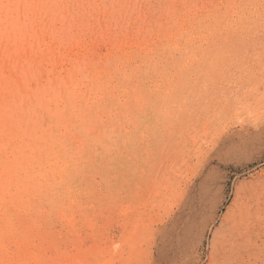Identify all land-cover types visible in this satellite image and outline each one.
<instances>
[{
  "label": "rangeland",
  "instance_id": "obj_1",
  "mask_svg": "<svg viewBox=\"0 0 264 264\" xmlns=\"http://www.w3.org/2000/svg\"><path fill=\"white\" fill-rule=\"evenodd\" d=\"M32 1L36 3V6L28 10L27 14L29 19L31 20V28L26 31L24 30L22 34L20 33L22 29H20V31L19 29H17L16 35H18V37L16 39V43L12 41L7 42L5 38H1L0 40V71H2L3 73L2 76H6L9 81L12 80L15 83L16 90L14 89V98L16 104L22 109L35 104L33 100L31 101V99H34V92H32L34 91V89L32 91H30L29 89L38 87V90H36L35 88V91L42 92H37V96L40 97H38V99L42 103L40 102V105H34V116H39V118L41 119L45 115L41 119L42 121L45 120V122H43L44 126L50 123V121H48L49 123H46V121L49 120V116L47 115L48 111L44 108H39V106L43 107L41 105L43 104L45 95H50V97H52V102H54L53 106L56 105L55 108L53 107V110L56 112L55 116L59 113L57 116H59L60 123L61 119H65L68 124L67 127H69L67 129L64 128V130L66 131H64V134H66V136L68 135L70 140L72 139L73 142L71 141V143L82 145L84 144L83 146L85 148L87 159L83 163V166L79 168V175L76 180H67L66 184L64 182L61 183L62 186L59 185L53 191L50 186H53L54 182H50L51 184H48V186L46 185V182H38V185H40L39 183H41V185L37 187V181L28 182V184L35 183V187L33 185H30V188H28L27 190H23L21 187L16 190L18 196V203L16 204L17 209L12 206L11 211L14 209L12 212L14 214H18L17 216L15 215L17 218L16 231H18L21 237L25 236L26 238L21 239L17 232H13L11 234V241L8 246L10 247L9 252L13 256L12 260L14 261L11 264H28V262L29 264H39L41 261V264H49L48 262H50V264L52 262V264L56 262H60L58 264H150L153 251V243L158 237L157 235L159 234V229L169 221L171 214L178 207L176 205L178 203V198L175 200H170L168 198L169 193L171 194V189L169 187H176V190H178L179 192V199H184L187 194L191 193L193 189H196L200 180L204 178L207 173H210V175L212 174V195L210 200L204 206V215L202 214L203 220L205 221L211 216V214H213V210L215 207L214 205L217 204L218 199H220L223 193V190L225 191V194H229V196L225 203H223V205L219 208V214H222L225 211L227 205H229L228 203L231 202L233 195H230V193L234 192L236 186H238L243 181L250 180L254 178V176L263 173L264 144L260 149H256L243 157L238 156L234 158H226L222 155L223 158H221L218 155V150L221 149V147L224 144L228 143L230 140L235 139L238 135L253 132L259 128L262 121H264V117H262L264 116V103L262 104L263 107L261 106L262 108L260 107L259 110L263 113L261 114L260 112H258L261 114V116L260 114H258V116L255 115L248 117H238L233 116L230 113L227 119L221 123L222 125L219 124L218 127H216V129L213 131V133H210L208 135L206 140H204L203 142L201 141L200 143L196 141L191 149L190 154L188 155L187 160L185 161L184 169L174 171L172 164L174 165L173 161L175 160L174 158L176 156V153L180 152V147L182 146L184 141L188 140L192 142V139L194 140V138L191 137L195 132L197 122L201 118V115L198 116V113L201 108H204L208 104V97L210 95V92L212 91L211 77L214 66L218 63L224 65V70H226L227 76L229 77L230 71L234 70L236 67H239V70L242 72V74H244L245 71L242 70L244 65L248 66L247 69L249 67L255 68V66L258 65L256 63L260 61L259 59H264V0H255L254 2H250L248 0H218L220 4L218 2H215L217 0H157V2L156 0H68L69 2L67 0H54L52 1V3L50 0ZM259 1L261 2L259 3ZM213 2H215V4ZM111 3L113 5H111ZM156 6L160 7L156 8ZM143 7H145V9ZM91 12L93 13L90 14ZM209 14L212 16H210ZM204 15L206 17H204ZM218 16L220 19H217ZM198 17L200 19H198ZM201 18L203 19L201 20ZM22 19L24 20V14L23 9L21 8L19 10L18 22L20 23ZM125 21L126 23H124ZM72 26L75 29L71 28ZM192 28L195 29L193 30ZM118 29L121 32H119ZM181 29L182 31H180ZM196 29H198V32L196 31ZM204 31L206 34H209L206 35L205 33H203ZM79 33L82 34L83 37ZM192 33L194 35H192ZM57 36H59V38ZM155 36H158V38H156ZM20 37H22V39ZM30 37H33V40H31ZM104 38L105 40H103ZM26 39H28V41ZM145 39H150L148 41L146 40V43L148 42V45L145 43ZM21 41H23L25 44ZM150 41H152L153 46H151L152 44H150ZM27 45L28 47H26ZM101 47L102 49H100ZM34 51L36 54L34 53ZM120 53L121 55L119 56ZM39 54H42L40 55V59ZM30 58H32V60ZM64 58L69 62H67ZM106 59L108 60V62ZM112 60L113 62H111ZM42 62L43 65L41 66L40 64H42ZM45 62H47L48 64ZM50 64L51 66H49ZM105 64L106 66H104ZM125 64L126 66H124ZM61 65H63L64 67ZM56 67L58 70L56 69ZM75 67L78 68L76 69ZM99 68L102 70H100ZM78 69L80 70L78 71ZM42 70L44 71V73L41 72ZM52 73L54 74L52 75ZM68 73L70 74V76ZM102 73L104 76L102 75ZM86 75H88L89 77H87ZM48 76L50 78H48ZM78 76L80 78H78ZM70 79L74 81H71ZM54 80L56 83L54 82ZM77 80L80 82H78ZM51 81L53 82V84L51 83ZM32 82L34 84L36 82L37 85H34ZM46 84L48 87H46ZM75 84H77L78 86H75ZM40 85L42 88L40 87ZM86 88L90 90V92ZM128 89L129 92H127ZM43 90L45 91V94ZM55 90L56 93L52 92ZM119 90L121 91V93H119ZM92 92L94 93L92 94ZM53 93H55L56 95ZM51 94L53 96L55 95L56 99L55 96L53 97ZM79 95L80 97H78ZM123 96H126L125 99H123ZM62 97H65V99L63 100ZM75 97H77V101ZM86 97L88 99H86ZM114 98L115 100H112ZM57 99H59V102H57ZM102 99L104 101H108V105H106L107 102H104ZM98 100L100 101V103H98ZM80 101L83 102L81 103ZM66 102L67 105L65 104ZM112 102L113 105H115L116 103V107L112 105ZM76 103H78L79 105H77ZM63 104L65 106H63ZM71 104L76 106L77 108L79 107L76 110L79 117H77L76 112L74 113L72 111V109L70 108L71 106L67 108V106ZM98 106H100V109L98 108ZM103 106L105 109L103 108ZM110 106L111 108H109ZM63 107L66 108V112L64 111ZM82 107H84V109ZM81 108L84 111H81ZM91 108H93L94 110ZM95 108L97 110H95ZM102 108L104 111L102 110ZM101 110L103 112V115L101 114ZM117 115L119 118L116 117ZM85 116L88 121L90 119V124L88 123V121L86 122ZM96 116H99L100 118H96ZM103 116L105 118H103ZM80 117L83 121L81 123ZM253 118L255 120H253ZM67 119L69 120V122ZM96 119L102 120H100V122ZM93 120L95 122H93ZM70 123H72L73 125ZM80 125L82 126L81 128ZM103 125L106 126L104 127ZM73 126L74 129L72 130ZM85 126L88 127L86 128ZM69 129H71V131ZM84 130H86L85 133ZM73 131L76 135H73L75 137L72 136ZM79 137L80 142L78 141ZM91 148H93L92 150L93 153L95 152L94 154L92 153ZM112 148L114 149V151ZM109 167L111 170L109 169ZM169 168H172L173 170H170ZM81 173L82 175L85 174L86 176L84 175V177H82ZM168 173L175 176L171 175V177ZM93 176L94 178H91ZM96 176L98 177L96 178ZM166 178H174L173 181L170 180V182H173L170 184V186L169 179L166 180ZM82 187L84 190H82ZM37 188H39L38 191ZM62 188L68 189V191L64 189L66 191L65 192ZM36 191L39 194H37ZM44 192L46 194L42 196H45V201L48 199L46 202L41 199L43 198L41 196V193L44 194ZM178 195L176 197H178ZM32 198L35 200H33ZM50 198L53 203L48 202ZM37 199H40L39 201L41 202H38ZM66 202H71V204H68ZM64 204H66L67 207H65ZM73 204L76 206H74ZM22 206L25 207L23 208ZM36 207L40 210H38ZM53 208L56 211V214L53 213L55 212L54 210L52 211ZM15 209L18 210L17 212H19L21 215H19V213L17 212H14L16 211ZM27 210L29 211L28 214H33L34 217L32 215L29 216L26 213ZM86 210L87 212H85ZM69 211H71L74 216H71V213ZM49 212L51 213L49 214ZM61 212L63 215L61 214ZM38 214L39 216H41V218L39 217L37 219ZM66 214H69L70 216L67 217ZM59 217H61V219ZM19 218L20 220L18 221ZM65 219H67V222L65 221ZM4 220L5 219L3 215L0 213V228L7 227V223H5ZM25 220H29V222H25ZM43 220L44 222L42 223ZM48 221L50 223H48ZM64 221L66 222L67 226L71 223L68 226L70 230H68ZM62 222L64 223L62 224ZM72 222L75 223L72 224ZM27 223L34 226V229ZM218 224L219 221L216 222L211 231H213L215 227H218ZM38 229H40V231ZM29 230H31V232L33 233H31ZM84 230H86V233L84 232ZM211 231L209 230L207 232L208 239L206 240L207 242L205 241V245L209 244V241L212 237ZM34 232L36 236H33L35 235ZM195 232L196 236L197 231ZM64 233L66 234V236ZM38 236L39 238H37ZM40 238H45V240L41 241ZM31 239L35 242H32ZM37 241H39V244ZM58 241L59 246H56V244L54 243H57L58 245ZM48 242L53 243L54 246H52L53 244L51 245L49 243L51 245L50 247L49 245H47ZM60 244L62 246H60ZM32 245L33 247L31 248ZM36 246L38 247L37 250L34 249L36 248ZM48 246L49 248H46ZM64 246L66 249L64 248ZM18 247L20 248L18 249ZM54 247L56 250L54 249ZM5 250L6 247L2 248V246L0 245V264L4 263L2 254H5ZM59 250L61 251L58 252ZM19 251L21 253L29 251V254L27 252L26 255L25 253L21 254ZM35 251L40 253H36ZM42 251L45 253V255ZM55 251L58 252L57 255H55ZM16 253H20L21 255L19 254L17 256ZM53 253L55 256L53 255ZM62 253H66L67 256L65 254L63 255ZM31 255L33 257H30ZM44 256H46V260ZM48 256L50 257L49 259ZM16 257L19 258V260ZM52 257L53 260L51 259ZM54 258L57 259V261ZM197 258V254L188 255L185 259V264H205V262H203L204 258H202V260H199ZM35 259H38V261L34 262ZM4 264H7V262L5 261Z\"/></svg>",
  "mask_w": 264,
  "mask_h": 264
},
{
  "label": "bare ground",
  "instance_id": "obj_2",
  "mask_svg": "<svg viewBox=\"0 0 264 264\" xmlns=\"http://www.w3.org/2000/svg\"><path fill=\"white\" fill-rule=\"evenodd\" d=\"M51 3L54 0H50ZM56 1V0H55ZM68 1V0H67ZM100 1V0H99ZM106 1V0H105ZM123 1V0H122ZM154 1V0H153ZM193 1V0H192ZM215 1V0H214ZM250 2H254L255 0H248ZM247 1V2H248ZM258 1V0H257ZM256 1V2H257ZM262 1V0H261ZM259 1V3L261 2ZM60 2V1H59ZM69 2V1H68ZM67 2V3H68ZM95 2V1H94ZM116 2V1H115ZM114 2V5H115ZM131 2V1H130ZM140 2V1H139ZM152 2V1H151ZM157 2V0H156ZM166 2V1H165ZM176 2V1H175ZM184 2V1H183ZM197 2V1H196ZM210 2V1H209ZM215 2H218L215 1ZM215 2H213L215 4ZM50 3V4H51ZM56 3V2H55ZM66 3V2H65ZM86 3V2H85ZM100 3V2H98ZM120 3V2H119ZM134 3V2H133ZM185 3V2H184ZM219 3V2H218ZM217 3V4H218ZM36 3L32 0H0V40L1 38H5L7 42H15L16 43V39L18 37V35H16V30L22 29V31L20 32L21 34L23 33V31L28 30L29 28H31V20L29 19V17L27 16L28 14V10H30L32 7L36 6ZM80 4V3H79ZM97 4V3H96ZM131 4V3H130ZM143 4V3H142ZM148 4V2H147ZM154 4V3H153ZM171 4V3H170ZM189 4V3H187ZM209 4V3H208ZM220 4V3H219ZM70 5V4H69ZM102 5V4H101ZM105 5V4H104ZM111 5H113L111 3ZM118 5V4H117ZM127 5V4H126ZM213 5V4H211ZM256 5V4H255ZM254 5V6H255ZM79 6V5H78ZM96 6V5H95ZM138 6V5H137ZM142 6V5H141ZM144 6V5H143ZM151 6V5H150ZM192 6V5H191ZM210 6V5H209ZM261 6V5H260ZM67 7V6H66ZM73 7V6H72ZM82 7V6H81ZM101 7V6H100ZM99 7V8H100ZM106 7V6H105ZM127 7V6H126ZM140 7V6H139ZM160 7V6H158ZM156 6V8H158ZM167 7V6H166ZM186 7V6H185ZM208 7V6H207ZM251 7V6H250ZM258 7V5H257ZM23 9V14H24V20L19 23L18 19H19V10ZM58 8V7H57ZM102 8V7H101ZM108 8V7H107ZM117 8V7H116ZM145 9V7H143ZM147 8V7H146ZM149 8V6H148ZM152 8V7H151ZM181 8V7H180ZM228 8V7H227ZM54 9V8H53ZM71 9V8H70ZM110 9V8H109ZM115 9V8H112ZM118 9V8H117ZM116 9V10H117ZM124 9V8H123ZM206 9V7H205ZM210 9V8H208ZM216 9V7H215ZM66 10V9H65ZM77 10V9H76ZM81 10V9H80ZM91 10V9H90ZM107 10V9H106ZM120 10V9H119ZM125 10V9H124ZM163 10V9H162ZM166 10V9H165ZM170 10V9H169ZM194 10V9H193ZM87 11V10H86ZM95 11V10H94ZM121 11V10H120ZM152 11V10H151ZM150 11V12H151ZM154 11V10H153ZM182 11V9H181ZM188 11V10H187ZM186 11V12H187ZM192 11V10H190ZM218 11V10H217ZM224 11V10H223ZM56 12V11H55ZM135 12V11H133ZM170 12V11H169ZM189 12V11H188ZM226 12V11H225ZM62 13V12H61ZM71 13V12H70ZM73 13V12H72ZM76 13V12H75ZM87 13V12H86ZM93 12H91L90 14H92ZM97 13V11H96ZM115 13V12H114ZM113 13V14H114ZM123 13V12H122ZM127 13V11H126ZM131 13V10H130ZM147 13V12H146ZM162 13V12H160ZM217 13V12H215ZM222 13V12H221ZM220 13V14H221ZM51 14V13H50ZM60 14V13H58ZM103 14V13H101ZM119 14V13H118ZM124 14V13H123ZM155 14V13H154ZM153 14V15H154ZM190 14V13H189ZM208 14V13H206ZM205 14V15H206ZM219 14V15H220ZM109 15V14H108ZM134 15V14H133ZM152 15V14H151ZM176 15V13H175ZM192 15V14H191ZM202 15V14H201ZM204 15V17H206ZM210 15V14H209ZM222 15V14H221ZM80 16V15H79ZM85 16V15H84ZM90 16V15H89ZM112 16V15H111ZM128 16V15H127ZM137 16V15H136ZM203 16V15H202ZM212 16V15H210ZM103 17V16H102ZM106 17V15H105ZM108 17V16H107ZM158 17V16H157ZM156 17V18H157ZM222 17V16H220ZM33 18V17H32ZM54 18V17H53ZM80 18V17H79ZM134 18V17H133ZM141 18V17H140ZM149 18V17H148ZM215 18V17H214ZM219 18V16L217 17V19ZM228 18V17H227ZM231 18V17H230ZM96 19V17H95ZM94 19V20H95ZM127 19V18H126ZM142 19V18H141ZM147 19V18H146ZM159 19V18H158ZM178 19V18H177ZM198 19H200L198 17ZM203 18H201L202 20ZM211 19V18H210ZM213 19V18H212ZM220 19V18H219ZM30 20V21H29ZM44 20V19H43ZM57 20V19H55ZM74 20V19H73ZM80 20V19H79ZM110 20V19H109ZM132 20V19H131ZM151 20V19H150ZM179 20V19H178ZM188 20V19H186ZM200 20V21H201ZM228 20V19H227ZM226 20V21H227ZM133 21V20H132ZM136 21V18H135ZM143 21V20H142ZM193 21V20H192ZM208 21V20H207ZM211 21V20H210ZM221 21V20H220ZM219 21V22H220ZM52 22V21H51ZM92 22V21H91ZM95 22V21H94ZM104 22V21H103ZM190 22V21H189ZM205 22V21H204ZM212 22V21H211ZM48 23V22H47ZM46 23V24H47ZM56 23V21H55ZM77 23V22H76ZM106 23V22H105ZM126 23V21L124 22ZM130 23V20H129ZM147 23V22H146ZM165 23V22H164ZM198 23V21H197ZM196 23V24H197ZM215 23V20H214ZM70 24V23H69ZM73 24V23H72ZM132 24V22H131ZM139 24V22H138ZM142 24V23H141ZM61 25V24H60ZM125 25V24H124ZM137 25V24H136ZM147 25V24H146ZM149 25V24H148ZM156 25V24H155ZM173 25V24H172ZM193 25V24H191ZM200 25V24H199ZM38 26V24H37ZM47 26V25H46ZM64 26V25H63ZM85 26V25H84ZM140 26V25H138ZM185 26V25H184ZM201 26V25H200ZM120 27V26H119ZM145 27V26H143ZM188 27V26H187ZM204 27V26H203ZM202 27V28H203ZM50 28V26H49ZM55 28V27H54ZM71 28H74L73 26ZM70 28V29H71ZM80 28V27H79ZM134 28V27H133ZM148 28V27H147ZM190 28V27H189ZM196 28V27H195ZM194 28V29H195ZM60 29V28H59ZM64 29V28H63ZM75 29V28H74ZM90 29H91V25H90ZM94 29V28H93ZM117 29V28H116ZM120 29V28H119ZM118 29V31H119ZM124 29V28H123ZM168 29V28H167ZM180 29V28H179ZM183 29V28H182ZM182 29L180 31H182ZM193 29V28H192ZM193 29V30H194ZM84 30V29H83ZM82 30V31H83ZM112 30V28H111ZM121 30V29H120ZM141 30V29H140ZM144 30V29H143ZM148 30V29H147ZM165 30V29H164ZM185 30V29H184ZM188 30V29H187ZM198 29H196L197 31ZM263 30V29H262ZM63 31V30H62ZM87 31V30H86ZM84 31V32H86ZM95 31V30H94ZM110 31V30H109ZM132 31V30H131ZM18 32V31H17ZM90 32V30H89ZM117 32V31H116ZM121 32V31H119ZM135 32V30H134ZM140 32V31H139ZM187 32V31H185ZM198 32V31H197ZM99 33V32H98ZM125 33V32H124ZM138 33V31H137ZM145 33V32H144ZM183 33V32H182ZM191 33V32H190ZM205 33V31L203 32ZM20 34V35H21ZM45 34V33H44ZM43 34V35H44ZM80 34V33H79ZM130 34V33H129ZM142 34V32H141ZM147 34V33H146ZM154 34V33H153ZM202 34V33H201ZM206 34V33H205ZM209 34V33H207ZM206 34V35H207ZM53 35V34H52ZM82 35V34H80ZM86 35V34H85ZM161 35V34H160ZM163 35V34H162ZM178 35V34H177ZM192 35H194L192 33ZM50 36V35H49ZM91 36V35H90ZM89 36V37H90ZM99 36V35H98ZM114 36V35H113ZM117 36V35H116ZM125 36V35H124ZM129 36V35H128ZM199 36V35H198ZM25 37V36H24ZM29 37V35H28ZM55 37V36H54ZM59 38V36H57ZM62 37V36H61ZM83 37V35H82ZM152 37V36H151ZM156 37V36H155ZM153 37V38H155ZM161 37V36H160ZM190 37V35H189ZM193 37V36H192ZM196 37V36H195ZM201 37V36H200ZM22 39V37H20ZM31 38V37H30ZM33 38V37H32ZM31 38V40H33ZM47 38V36H46ZM70 38V37H69ZM158 38V36L156 37ZM19 39V38H18ZM54 39V38H53ZM75 39V38H74ZM88 39V38H87ZM25 40V39H24ZM28 41V39H26ZM38 40V39H37ZM36 40V42H37ZM45 40V38H44ZM69 40V39H68ZM105 40V38L103 39ZM145 39V43H146ZM150 40V39H148ZM147 40V41H148ZM164 40V39H162ZM180 40V39H179ZM43 41V40H42ZM47 41V39H46ZM49 41V40H48ZM52 41V40H51ZM50 41V42H51ZM54 41V40H53ZM65 41V40H64ZM88 41V40H87ZM141 41V40H140ZM155 41V40H154ZM22 43H24L23 41H21ZM44 42V41H43ZM55 42V41H54ZM128 42V41H127ZM152 44V41H150ZM159 42V41H158ZM32 43V42H31ZM30 43V45H31ZM39 43V42H38ZM46 43V42H45ZM64 43V42H63ZM100 43V42H99ZM107 43V42H106ZM148 43V42H147ZM146 43V44H147ZM163 43V42H161ZM171 43V42H170ZM25 44V43H24ZM48 44V43H46ZM45 44V45H46ZM51 44V43H50ZM53 44V42H52ZM51 44V45H52ZM66 44V43H65ZM75 44V43H74ZM128 44V43H127ZM49 45V44H48ZM69 45V44H67ZM86 45V44H85ZM102 45V44H101ZM100 45V46H101ZM132 45V44H131ZM142 45V44H141ZM148 45V44H147ZM160 45V43H159ZM171 45V44H170ZM4 46V45H3ZM1 46V47H3ZM25 46V45H24ZM38 46V44H37ZM41 46V45H39ZM62 46V44H61ZM81 46V44H80ZM107 46V45H106ZM126 46V44H125ZM137 46V44H136ZM153 46V44L151 45ZM150 46V47H151ZM158 46V45H157ZM28 47V45L26 46ZM46 47V46H45ZM64 47V46H63ZM77 47V46H76ZM30 48V46H29ZM55 48V46H54ZM74 48V46H73ZM85 48V47H84ZM96 48V47H95ZM113 48V47H112ZM122 48V47H121ZM127 48V47H126ZM143 48V46H142ZM149 48V46H148ZM152 48V47H151ZM171 48V47H170ZM1 49V48H0ZM3 49V48H2ZM15 49V48H14ZM35 49V47H34ZM58 49V48H57ZM62 49V48H61ZM68 49V48H67ZM102 49V47L100 48ZM128 49V48H127ZM162 49V47H161ZM10 50V49H9ZM38 50V49H37ZM65 50V49H64ZM82 50V49H81ZM98 50V49H96ZM106 50V49H105ZM149 50V49H148ZM11 51V50H10ZM36 51V50H35ZM34 51V53H35ZM41 51V49H40ZM48 51V50H47ZM54 51V50H53ZM58 51V50H56ZM80 51V50H79ZM102 51V50H101ZM124 51V50H123ZM160 51V50H159ZM64 52V51H63ZM62 52V53H63ZM71 52V51H70ZM78 52V51H76ZM84 52V51H83ZM115 52V51H114ZM113 52V53H114ZM119 52V51H118ZM140 52V50H139ZM163 52V51H162ZM31 53V51H30ZM106 53V52H105ZM116 53V52H115ZM126 53V52H125ZM136 53V52H135ZM145 53V52H144ZM143 53V54H144ZM3 54V53H2ZM36 54V53H35ZM43 54V53H42ZM39 54V59H40V55ZM48 54V53H46ZM72 54V53H71ZM118 54V53H117ZM6 55V53H5ZM30 55V54H29ZM67 55V54H66ZM69 55V54H68ZM76 55V54H75ZM85 55V54H84ZM121 55V53L119 54V56ZM123 55V54H122ZM14 56V55H13ZM27 56V55H26ZM32 56V55H31ZM64 56V55H63ZM73 56V55H72ZM109 56V55H107ZM130 56V55H129ZM141 56V54H140ZM12 57V56H10ZM45 57V56H44ZM49 57V56H48ZM60 57V56H59ZM137 57V55H136ZM70 58V57H69ZM85 58V57H84ZM112 58V57H111ZM129 58V57H128ZM127 58V59H128ZM8 59V57H7ZM32 60V58H30ZM65 59V58H64ZM73 59V58H72ZM101 59V58H100ZM99 59V61H100ZM146 59V57H145ZM37 60V59H36ZM50 60V58H49ZM67 61V59H65ZM107 60V59H106ZM125 60V59H124ZM142 60V59H141ZM260 61H258L256 64H258L257 66H255V68H251L249 67L247 69V65H244L242 70L245 71L244 74H242V72L239 70V67H236L234 70L230 71L229 77L227 76L226 70H224V65H221V63L217 64L214 66L213 71H212V77H211V83H212V91L210 92V95L208 97V104L204 107L201 108L198 116L201 115L200 120L197 122L196 125V129L195 132L193 134V136L191 138H194V140L192 139V142L186 140L184 141V143L182 144V146L180 147V152L176 153L175 156V160L173 169L174 171L179 170V169H184L185 167V161L188 158V155L191 152V149L194 145V143H196V141H198L199 143L204 140H206V138L208 137V135L210 133H213V131L216 129V127H218L219 124H221L224 120L227 119L228 115L231 113V115L233 116H258V114H262L264 112H260V107L262 106V104L264 103V59H259ZM58 61V60H57ZM75 61V60H74ZM72 61V62H74ZM82 61V60H81ZM48 62V61H47ZM45 62V63H47ZM61 62V61H60ZM69 62V61H67ZM108 62V60H107ZM113 62V60L111 61ZM142 62V61H141ZM18 63V62H17ZM24 63V62H23ZM33 63V62H32ZM51 63V62H50ZM98 63V62H97ZM100 63V62H99ZM36 64V62H35ZM48 64V63H47ZM46 64V66H47ZM79 64V63H78ZM113 64V63H112ZM132 64V63H131ZM41 66L43 65L40 64ZM119 65V64H118ZM25 66V65H24ZM51 66V64L49 65ZM56 66V65H55ZM63 66V65H61ZM60 66V67H61ZM68 66V64H67ZM106 66V64L104 65ZM111 66V65H110ZM116 66V64H115ZM126 66V64L124 65ZM129 66V65H128ZM141 66V65H140ZM32 67V66H31ZM64 67V66H63ZM80 67V66H79ZM113 67V66H112ZM27 68V67H26ZM37 68V67H36ZM49 68V67H48ZM76 68V67H75ZM78 68V67H77ZM76 68V69H77ZM81 68V67H80ZM137 68V67H136ZM251 68V69H250ZM32 69V68H31ZM39 69V68H38ZM57 69V67H56ZM74 69V67H73ZM83 69V68H82ZM81 69V70H82ZM100 69V68H99ZM247 69V70H245ZM19 70V69H18ZM58 70V69H57ZM80 69H78L79 71ZM97 70V69H96ZM102 70V69H100ZM99 70V71H100ZM110 70V69H109ZM114 70V69H113ZM21 71V70H20ZM29 71V70H27ZM26 71V72H27ZM37 71V70H36ZM62 71V70H60ZM86 71V70H85ZM136 71V70H135ZM23 72V71H22ZM34 72V71H33ZM32 72V73H33ZM41 72L44 73V71L42 70ZM47 72V71H46ZM49 72V70H48ZM47 72V73H48ZM59 72V71H58ZM57 72V73H58ZM77 72V71H76ZM137 72V71H136ZM25 73V72H24ZM39 73V72H38ZM64 73V72H63ZM99 73V72H98ZM104 73V72H103ZM102 73V75H103ZM113 73V72H112ZM115 73V72H114ZM127 73V72H126ZM129 73V72H128ZM140 73V72H139ZM54 73H52L53 75ZM69 74V73H68ZM78 74V73H77ZM76 74V76H77ZM87 74V73H86ZM89 74V73H88ZM133 74V73H132ZM131 74V75H132ZM144 74V73H143ZM146 74V73H145ZM3 73L2 71H0V213L3 215L4 217V222L7 223V227L4 228H0V245L3 247H6V252H4L5 254H2V257L4 258V263L5 261L7 262V264H11L12 262H14L13 256L10 254L9 252V243H10V237L12 236L11 234L13 232H17L16 231V216L18 214H14L11 211V207L13 206L14 208H16V204L18 203V196H17V191L20 187L23 190H27L28 188H30V185H33L35 187V183L31 184L28 182H35L37 181V187L41 185V183H39L40 185H38V182H46L45 184L48 186V184L50 185L52 182H54L53 186H50V188H52V191L57 188L59 185L62 186L61 183H65L67 180H76L78 178V171L79 168L83 166V163L86 161V153H85V148H84V144H73L71 143L72 139L70 140L69 136L66 134H64V128L67 129L69 127H67V122L65 119H61V123L59 120V116H55V111L53 110V107L55 108V106H53L52 102V97H50V95L46 96L43 100V104L39 108H44L48 111V116H49V120L46 121V123L48 121H50V123L48 125L44 126V121H42L41 119L45 116H43L41 119L39 118V116H34V105H40V100L38 99L39 96H37V92L42 93L40 91H35V88L29 89L30 91H32L34 89V99H31V101L33 100V102H35V104H33L32 106L26 107L25 109H22L21 107H19L16 104L15 98H14V89L16 90V85L15 83L10 80L5 76H2ZM20 75V73H19ZM43 75V74H42ZM46 75V73H45ZM48 75V74H47ZM50 75V74H49ZM51 75V76H52ZM58 75V74H57ZM66 75V74H65ZM80 75V74H79ZM84 75V74H83ZM93 75V74H92ZM111 75V74H110ZM129 75V74H128ZM32 76V75H31ZM68 76V75H67ZM70 76V74H69ZM82 76V75H81ZM87 77H89L88 75H86ZM104 76V75H103ZM116 76V75H115ZM145 76V75H144ZM44 77V76H43ZM55 77V76H54ZM61 77V76H60ZM86 77V78H87ZM113 77V76H112ZM142 77V75H141ZM27 78V77H26ZM45 78V77H44ZM48 78H50L48 76ZM78 78H80L78 76ZM85 78V77H84ZM83 78V79H84ZM25 79V78H24ZM29 79V78H28ZM31 79V78H30ZM52 79V78H51ZM61 79V78H60ZM59 79V80H60ZM114 79V78H113ZM131 79V78H130ZM142 79V78H141ZM148 79V78H147ZM47 80V79H46ZM57 80V79H56ZM71 80V79H70ZM80 80V79H78ZM77 80V81H78ZM27 81V80H26ZM63 81V80H62ZM61 81V82H62ZM69 81V80H68ZM74 81V80H71ZM119 81V79H118ZM145 81V80H144ZM23 82V81H22ZM37 82V81H36ZM35 82V84H36ZM47 82V81H46ZM50 82V81H49ZM55 82V80H54ZM80 82V81H78ZM77 82V83H78ZM86 82V81H85ZM104 82V81H103ZM142 82V81H141ZM146 82V81H145ZM26 83V82H25ZM24 83V85H25ZM28 83V82H27ZM31 83V82H30ZM33 83V82H32ZM44 83V82H43ZM42 83V85H43ZM48 83V82H47ZM51 83L53 84V82L51 81ZM56 83V82H55ZM64 83V82H63ZM73 83V82H72ZM71 83V86H72ZM114 83V82H113ZM124 83V81H123ZM34 84V83H33ZM32 84V85H33ZM34 84V85H35ZM49 84V83H48ZM51 84V85H52ZM58 84V83H57ZM62 84V83H61ZM37 85V84H36ZM77 84H75L76 86ZM86 85V83H85ZM88 85V84H87ZM91 85V83H90ZM110 85V84H109ZM113 85V84H112ZM58 86V85H57ZM69 86V85H68ZM74 86V87H75ZM78 86V85H77ZM121 86V84H120ZM141 86V85H140ZM41 87V85H40ZM46 87L47 84H46ZM51 87V86H50ZM53 87V86H52ZM66 87V86H65ZM72 87V88H74ZM89 87V86H88ZM91 87V86H90ZM96 87V86H95ZM108 87V86H107ZM125 87V86H124ZM144 87V86H143ZM42 88V87H41ZM57 88V87H55ZM69 88V87H68ZM77 88V87H76ZM99 88V87H98ZM45 89V88H44ZM67 89V88H66ZM70 89V88H69ZM68 89V90H69ZM87 89V88H86ZM94 89V88H93ZM108 89V88H107ZM22 90V89H21ZM20 90V91H21ZM36 90H38V87L36 88ZM49 90V89H48ZM58 90V89H57ZM77 90V89H76ZM85 90V87H84ZM88 90V89H87ZM127 90V89H126ZM42 91V89H41ZM44 91V90H43ZM62 91V90H61ZM70 91V90H69ZM90 92V90H88ZM92 91V90H91ZM112 91V90H111ZM120 91V90H119ZM124 91V90H123ZM25 92V91H24ZM51 92V91H50ZM56 93L55 91H52ZM51 92V93H52ZM88 92V93H89ZM101 92V91H100ZM129 92V89L128 91ZM49 93V92H48ZM53 93V94H55ZM94 92H92L93 94ZM121 93V91L119 92ZM125 93V92H123ZM21 94V93H20ZM24 94V93H23ZM45 94V91H44ZM64 94V93H63ZM71 94V93H70ZM86 94V93H85ZM39 95V94H38ZM42 95V94H41ZM52 95V94H51ZM56 95V94H55ZM54 95V96H55ZM97 95V94H95ZM103 95V94H102ZM17 96V95H16ZM53 96V95H52ZM53 96V97H54ZM57 96H58V92H57ZM61 96V95H59ZM72 96V95H71ZM88 96V95H87ZM92 96V95H91ZM104 96V95H103ZM107 96V95H105ZM43 97V96H41ZM67 97V96H66ZM80 97V95L78 96ZM96 97V96H95ZM110 97V96H109ZM116 97V96H115ZM121 97V96H120ZM124 97V96H123ZM126 97V96H125ZM125 97L123 99H125ZM129 97V95H128ZM40 98V97H39ZM63 98V97H62ZM72 98V97H71ZM91 98V97H90ZM102 98V96H101ZM105 98V97H104ZM108 98V97H107ZM113 98V97H112ZM30 99V98H29ZM56 99V96H55ZM60 99V98H59ZM57 99V102H59ZM65 99V97L63 98V100ZM74 99V98H73ZM76 101H77V97H75ZM84 99V98H83ZM82 99V100H83ZM86 99H88L86 97ZM98 99V98H97ZM96 99V100H97ZM110 99V98H109ZM19 100V99H18ZM21 100V99H20ZM94 100V101H96ZM100 100V99H99ZM98 100V103H100V101ZM103 100V99H102ZM112 100H115L112 99ZM117 100V99H116ZM121 100V99H120ZM127 100V99H126ZM55 101V100H54ZM61 101V100H60ZM79 101V100H78ZM90 101V100H89ZM88 101V104H89ZM104 101V100H103ZM124 101V100H123ZM64 102V101H63ZM72 102V101H71ZM74 102V101H73ZM81 103L83 101H80ZM102 102V101H101ZM107 102L106 105H108V101H104ZM110 102V101H109ZM128 102V101H127ZM30 103V102H29ZM42 103V102H41ZM56 103V102H55ZM75 103V102H74ZM97 103V102H94ZM93 103V104H94ZM119 103V102H117ZM131 103V102H130ZM67 105V102L65 103ZM77 105H79L78 103H76ZM84 104V103H83ZM105 104V103H104ZM86 105V104H84ZM92 105V103H91ZM111 105V104H110ZM113 105V102H112ZM111 105V106H112ZM116 105V103H115ZM113 105V106H115ZM129 105V104H127ZM126 105V106H127ZM133 105V103H132ZM24 106V105H23ZM63 106H65L63 104ZM71 106V107H70ZM82 106V105H81ZM80 106V107H81ZM87 106V105H86ZM90 106V105H89ZM96 106V105H95ZM94 106V107H95ZM101 106V105H100ZM98 106V108L100 107ZM111 106L109 108H111ZM264 106V105H263ZM262 106V107H263ZM70 107L72 109V111L75 113L77 117V108L74 105H69L67 106V108ZM116 107V106H115ZM125 107V106H124ZM123 107V108H124ZM129 107V106H128ZM127 107V108H128ZM261 107V108H262ZM36 108V106H35ZM84 109V107H82ZM81 108V111L83 110ZM86 108V107H85ZM104 108V106H103ZM102 108V110H103ZM120 108V107H119ZM122 108V107H121ZM131 108V107H130ZM57 109V108H56ZM64 111L66 108H64ZM93 109V108H91ZM100 109V108H99ZM105 109V108H104ZM115 109V108H114ZM37 110V109H36ZM58 110V109H57ZM94 110V109H93ZM95 110H97L95 108ZM101 110V112H102ZM116 110V109H115ZM44 111V110H43ZM46 111V112H47ZM60 111V109H59ZM79 111V110H78ZM80 111V112H81ZM84 111V110H83ZM87 111V110H86ZM104 111V110H103ZM119 111V110H118ZM51 112V113H50ZM66 112V111H65ZM71 112V111H70ZM72 112V114H73ZM92 112V111H91ZM110 112V111H109ZM115 112V111H114ZM112 112V113H114ZM260 112V113H258ZM37 113V111H36ZM41 113V110H40ZM88 113V112H87ZM90 113V112H89ZM93 113V112H92ZM106 113V112H105ZM104 113V114H105ZM111 113V112H110ZM117 113V112H116ZM124 113V112H123ZM122 113V114H123ZM126 113V110H125ZM128 113V111H127ZM67 114V113H66ZM69 114V113H68ZM81 114V113H80ZM103 115V112L101 113ZM260 114V116H261ZM46 115V116H47ZM61 115V114H60ZM63 115V112H62ZM61 115V116H62ZM70 115V114H69ZM68 115V116H69ZM82 115V114H81ZM85 115V114H84ZM87 115V114H86ZM94 115V114H93ZM99 115V114H98ZM109 115V114H108ZM34 116V117H33ZM111 116V114H110ZM109 116V117H110ZM259 116V118H260ZM99 117V116H98ZM96 116V118H98ZM118 117V115L116 116ZM264 117V116H262ZM47 118V117H46ZM64 118V117H63ZM71 118V117H70ZM73 118V117H72ZM88 118V117H87ZM95 118V117H93ZM100 118V117H99ZM103 118H105L103 116ZM119 118V117H118ZM81 119V117H80ZM68 120V119H67ZM71 120V119H70ZM79 120V119H78ZM84 120V119H83ZM85 120L86 122L88 121L86 119L85 116ZM92 120V118H91ZM97 120V119H96ZM102 120V119H100ZM97 120V121H100ZM108 120V119H106ZM119 120V119H117ZM252 120V119H251ZM253 120H255L253 118ZM72 121V120H71ZM80 121V120H79ZM78 121V124H79ZM69 122V120H68ZM83 122L82 119L80 121V123ZM90 119L88 121V123L90 124ZM93 122H95L93 120ZM101 122V121H100ZM109 122V121H108ZM115 122V121H114ZM118 122V121H116ZM244 122V121H242ZM97 123V122H96ZM107 123V121H106ZM72 124V123H70ZM84 124V123H83ZM82 124V125H83ZM94 124V123H93ZM109 124V123H108ZM29 125V126H28ZM73 125V124H72ZM71 125V127H72ZM75 125V124H74ZM88 125V124H87ZM222 125V124H221ZM89 126V125H88ZM88 126H85L86 128ZM104 126V125H103ZM106 126V125H105ZM104 126V127H105ZM120 126V125H119ZM29 127V128H28ZM77 127V126H76ZM82 126L80 125V128ZM90 127V126H89ZM93 127V126H92ZM91 127V128H92ZM102 127V126H101ZM117 127V126H116ZM84 128V126H83ZM85 128V129H86ZM122 128V127H120ZM119 128V129H120ZM74 129V126L72 128V130ZM79 129V128H77ZM96 129V128H95ZM100 129V128H99ZM255 129V128H254ZM71 131V129H69ZM67 130V131H69ZM102 130V129H101ZM125 130V129H124ZM123 130V131H124ZM127 130V129H126ZM243 130V129H242ZM76 131V130H75ZM86 130H84L85 133ZM88 131V130H87ZM100 131V130H99ZM104 131V130H103ZM122 131V130H121ZM217 131V130H216ZM66 132V131H65ZM236 132V131H235ZM69 133V132H68ZM96 133V132H95ZM124 133V132H123ZM72 134V133H71ZM75 135L74 131L72 136ZM78 135V134H77ZM87 135V134H86ZM101 135V133H100ZM111 135V134H110ZM238 135V134H237ZM76 136V135H75ZM73 136V137H75ZM95 136V135H94ZM97 137V136H96ZM83 138V137H82ZM91 138V137H90ZM105 138V137H104ZM76 139V138H75ZM97 139V138H96ZM196 139V140H195ZM232 139V138H231ZM77 140V139H76ZM85 140V139H84ZM82 140V141H84ZM75 141V140H74ZM80 142V137L79 140ZM183 141V140H182ZM73 142V141H72ZM76 142V141H75ZM77 142V143H79ZM102 142V141H101ZM83 143V142H82ZM264 144V121H262L261 125L259 126V128L253 132H248L245 134H240L238 135L235 139L230 140L228 143L224 144L221 149L218 150V155L219 157L223 158H234V157H238V156H246L249 153H251L254 150H258L262 147V145ZM87 145V143H86ZM92 145V143H91ZM95 145V144H94ZM121 145V144H120ZM90 146V144H89ZM107 147V146H105ZM97 148V147H96ZM101 148V147H100ZM197 148V146H196ZM93 148H91L92 150ZM108 149V148H106ZM113 149V148H112ZM120 149V148H119ZM214 150V148H213ZM90 151V150H89ZM114 151V149H113ZM121 151V150H120ZM104 152V151H103ZM110 152V150H109ZM90 153V152H88ZM87 153V154H88ZM93 153V150H92ZM95 153V152H94ZM93 153V154H94ZM113 153V152H111ZM92 154V155H93ZM105 155V154H104ZM223 155V156H222ZM90 156V155H89ZM261 156V155H260ZM92 157V156H91ZM90 157V158H91ZM105 157V156H104ZM240 158V157H239ZM106 159V158H105ZM259 159V157H258ZM103 160V159H102ZM107 160V159H106ZM105 161V160H104ZM222 161V160H221ZM107 162V161H106ZM89 166V165H88ZM171 166V167H172ZM110 169V167H109ZM170 169V168H169ZM172 168L170 170H173ZM212 169V168H211ZM210 169V170H211ZM81 170V169H80ZM111 170V169H110ZM82 171V170H81ZM191 171V170H190ZM171 172V171H168ZM98 173V172H97ZM173 173V172H172ZM177 173V172H176ZM175 173V174H176ZM259 173V172H258ZM101 174V173H99ZM169 174V173H168ZM201 174V173H200ZM82 175V173H81ZM85 175V174H84ZM84 175H82V177H84ZM170 176H175L173 174H169ZM86 176V175H85ZM171 176V177H172ZM98 176H96L97 178ZM168 177V176H167ZM177 177V176H176ZM252 177V176H250ZM86 178V177H85ZM91 178H94L91 177ZM110 178V177H109ZM169 179V178H168ZM166 178V180H168ZM174 178H170L169 179V186L171 183L170 182L173 181ZM176 179V178H175ZM246 180V179H245ZM93 181V180H92ZM51 182V183H50ZM179 182V181H178ZM198 182V181H197ZM225 182V181H224ZM213 183V176L212 174L210 175V173H207L206 176L204 178H202L200 180V182L198 183L196 189H193V191L189 194L186 195V197L183 199H179V192L178 190H176V187L171 188L169 187L171 190V194L169 193L168 198L170 200H175L178 198V203L176 204L178 207L175 211H173V213L170 216L169 221L162 227H160L159 229V234L157 235L158 237L156 238L155 242L153 243V248H152V256H151V261L150 264H185V259L188 255H198L199 260H202V258H204L205 264H264V170L263 173H261L260 175H256L254 176V178L247 180V181H243L241 182L238 186L235 187V190L233 193H230V195L232 194V199L231 202L228 203L229 205H227V207L225 208V211L222 214H219V208L223 205V203H225V201L227 200L228 195L225 194V191L223 190V193L220 197V199H218V202L216 205H214V210H213V214H211V216L207 219V220H203V216L204 215L203 211H204V206L206 205V203L210 200L211 198V184ZM72 185V184H71ZM32 186V187H33ZM45 186V185H44ZM65 186V185H64ZM234 186V185H233ZM33 187V188H34ZM43 187V186H42ZM41 187V188H42ZM71 187V186H70ZM86 187V186H85ZM46 188V187H45ZM44 188V189H45ZM49 188V189H50ZM219 188V187H218ZM39 188H37L38 191ZM48 189V188H47ZM63 190L65 188H62ZM68 191V189H65ZM64 190V191H65ZM77 190V189H76ZM82 190L83 187H82ZM36 191V192H37ZM214 191V190H213ZM222 191V189H221ZM33 192V191H31ZM66 192V191H65ZM73 192V191H72ZM182 192V191H181ZM188 192V191H187ZM230 192V191H229ZM27 193V192H26ZM25 193V194H26ZM30 193V192H29ZM53 193V192H52ZM215 193V192H214ZM33 194V193H32ZM31 194V195H32ZM37 194H39L37 192ZM46 193L44 192L41 193L42 195H45ZM178 195V197H176ZM216 195V194H215ZM22 196V195H21ZM25 196V195H24ZM28 196V195H27ZM38 196V195H37ZM36 196V197H37ZM47 196V195H46ZM50 196V195H49ZM48 196V197H49ZM68 196V195H67ZM74 196V195H73ZM33 197V196H32ZM35 197V198H36ZM44 200L45 196H42ZM54 197V196H53ZM167 197V195H166ZM165 197V198H166ZM215 197V196H214ZM213 197V198H214ZM30 198V197H29ZM28 198V199H29ZM33 199V198H32ZM31 199V200H32ZM167 199V200H169ZM30 200V201H31ZM35 200V199H33ZM38 200V199H37ZM40 200V199H39ZM38 202H41L39 201ZM48 200V199H47ZM46 200V201H47ZM45 201V200H44ZM45 201V202H46ZM214 201V200H213ZM211 201V202H213ZM28 202V201H27ZM36 202V201H35ZM37 202V203H38ZM48 202H52L51 198ZM57 202V201H56ZM44 203V202H43ZM53 203V202H52ZM59 203V202H58ZM68 203V202H66ZM41 204V203H40ZM68 204H71V202H69ZM33 205V204H32ZM47 205V204H46ZM58 205V204H57ZM74 205V204H73ZM36 206V205H35ZM44 206V205H43ZM65 207H67L66 204H64ZM76 206V205H74ZM211 206V205H210ZM21 207V206H20ZM23 207V206H22ZM25 207V206H24ZM23 207V208H24ZM30 207V206H29ZM32 207V206H31ZM72 207V206H71ZM207 207V206H206ZM205 207V208H206ZM22 208V209H23ZM27 208V207H26ZM34 208V207H33ZM37 208V207H36ZM58 208V207H57ZM62 208V207H59ZM69 208V206H68ZM67 208V209H68ZM212 208V207H211ZM17 209V208H16ZM15 209V210H16ZM32 209V208H31ZM35 209V208H34ZM38 210H40L39 208H37ZM77 209V208H76ZM50 210V207H49ZM54 210V208L52 209V211ZM60 210V209H59ZM74 210V209H73ZM83 210V208H82ZM211 210V209H210ZM18 210L14 211L17 212ZM25 211V210H24ZM33 211V210H32ZM55 211V210H54ZM65 211V210H63ZM77 211V210H76ZM75 211V212H76ZM81 211V209H80ZM207 211V210H206ZM205 211V212H206ZM43 212V211H42ZM60 212V211H58ZM57 212V213H58ZM71 213V211H69ZM73 212V211H72ZM87 212V210L85 211ZM84 212V213H85ZM19 213V212H17ZM25 213V212H24ZM23 213V214H24ZM27 214L29 213V211L27 210L26 212ZM33 213V212H32ZM41 213V212H40ZM45 213V212H44ZM51 212H49L50 214ZM56 214V211L53 212ZM52 213V214H53ZM66 213V212H64ZM26 214V217H27ZM48 214V213H46ZM62 214V212H61ZM60 214V215H61ZM83 214V213H82ZM16 215V216H15ZM19 215H21L19 213ZM29 215V214H28ZM34 217L33 214H30ZM29 215V216H30ZM58 215V214H57ZM63 215V214H62ZM61 215V216H62ZM65 215V214H64ZM67 217H69V214H66ZM73 214L71 213V216ZM28 216V217H29ZM74 216V215H73ZM20 217V216H18ZM41 218V216H37L38 218ZM44 217V216H43ZM47 217V216H46ZM50 217V216H49ZM57 217V216H56ZM66 217V216H65ZM66 217V218H67ZM84 217V216H83ZM24 218V215H23ZM31 218V217H30ZM61 219V217H59ZM58 218V219H59ZM28 219V218H26ZM43 219V218H42ZM47 219V218H46ZM51 219V218H50ZM20 220V218L18 219V221ZM22 220V219H21ZM24 220V219H23ZM30 220V219H29ZM29 220H25V222H29ZM34 220V219H32ZM41 220V219H40ZM64 220V219H63ZM67 219H65L66 221ZM38 221V220H37ZM51 221V220H50ZM56 221V220H55ZM60 221V220H59ZM64 221V222H65ZM69 221V220H68ZM98 221V220H97ZM219 221L218 227H215V229L213 231H211L212 227L215 226L216 222ZM21 222V221H20ZM23 222V221H22ZM33 222V221H32ZM44 222V220L42 221V223ZM62 222V224L64 223ZM67 222V221H66ZM65 222V225H66ZM3 223V220H2ZM48 223H50L48 221ZM58 223V220H57ZM75 223V222H74ZM72 222V224H74ZM126 223V222H125ZM22 224V223H21ZM29 225V223H27ZM38 224V223H35ZM40 224V223H39ZM71 224V223H70ZM68 224V226L70 225ZM85 224V223H84ZM4 225V224H3ZM20 225V224H19ZM41 225V224H40ZM81 225V224H80ZM90 225V224H89ZM98 225V224H97ZM32 228L34 226L29 225ZM50 226V224H49ZM63 226V225H61ZM67 226V225H66ZM67 226V228H68ZM74 226V225H73ZM78 226V225H77ZM82 226V225H81ZM80 226V227H81ZM85 226V225H84ZM83 226V228H84ZM87 226V225H86ZM20 227V226H19ZM22 227V225H21ZM65 227V226H64ZM63 227V228H64ZM88 227V226H87ZM90 227V226H89ZM26 228V227H25ZM28 228V227H27ZM41 228V226H40ZM49 228V227H48ZM51 228V226H50ZM73 228V227H72ZM75 228V227H74ZM82 228V229H83ZM96 228V227H95ZM34 229V228H33ZM86 229V228H85ZM92 229V228H91ZM40 231V229H38ZM48 230V229H46ZM45 230V231H46ZM68 230H70V228H68ZM73 230V229H72ZM77 230V229H75ZM211 231V239L209 241V244L205 245V241L208 239L207 238V232ZM28 231V230H27ZM31 232V230H29ZM33 231V230H32ZM44 231V233H45ZM54 231V230H53ZM86 230H84L85 232ZM97 231V230H96ZM101 231V230H100ZM195 231H197V234L195 236ZM22 232V229H21ZM26 232V231H25ZM48 232V231H47ZM65 232V231H64ZM67 232V231H66ZM75 232V231H74ZM29 233V232H28ZM33 233V232H31ZM40 233V232H39ZM63 233V232H62ZM69 233V232H68ZM86 233V232H85ZM35 234V232H34ZM47 234V233H46ZM57 234V233H56ZM65 234V233H64ZM70 234V233H69ZM74 234V233H73ZM19 235V233H18ZM49 235V234H48ZM72 235V234H71ZM100 235V234H99ZM14 236V235H13ZM21 237V235H19ZM27 236V235H26ZM29 236V234H28ZM32 236V235H31ZM33 236H36L33 235ZM43 236V235H42ZM46 236V235H45ZM50 236V235H49ZM66 236V234H65ZM70 236V235H69ZM82 236V235H81ZM85 236V235H84ZM51 237V236H50ZM53 237V236H52ZM155 237V236H154ZM22 238H26L25 236L21 237ZM32 238V237H31ZM39 238V236L37 237ZM47 238V237H46ZM67 238V237H66ZM93 238V237H92ZM13 239V237H12ZM18 239V238H17ZM20 239V238H19ZM20 239V240H21ZM41 239V238H40ZM53 239V238H50ZM69 239V238H68ZM32 240V239H31ZM38 240V239H36ZM45 240V238L41 239ZM61 240V239H60ZM28 241V240H27ZM51 241V240H50ZM55 241V240H54ZM63 241V240H62ZM66 241V240H65ZM69 241V240H67ZM72 241V240H71ZM15 242V241H14ZM23 242V241H22ZM31 242V241H30ZM32 242H35L32 240ZM39 244V241H37ZM56 242V241H55ZM83 242V241H82ZM207 242V241H206ZM19 243V242H18ZM21 243V242H20ZM44 243V242H43ZM53 243L48 242L47 245H49L51 247V245ZM61 243V241H60ZM64 243V242H63ZM31 244V243H30ZM41 244V243H40ZM46 244V242H45ZM56 246H59V241H58V245L57 243ZM54 244L52 246H54ZM82 244V243H81ZM95 244V243H94ZM17 245V243H16ZM36 245V244H35ZM34 245V247H35ZM46 245V246H47ZM15 246V243H14ZM23 246V245H22ZM39 246V245H38ZM46 247V248H49ZM60 246H62L60 244ZM27 247V246H25ZM33 247V245L31 246V248ZM80 247V246H79ZM14 248V247H13ZM20 247H18L19 249ZM23 248V247H21ZM37 246L36 249L37 250ZM42 248V247H41ZM65 248V246H64ZM17 249V248H16ZM33 249V250H34ZM45 249V248H44ZM55 249V247H54ZM66 249V248H65ZM25 250V249H24ZM51 250V249H50ZM56 250V249H55ZM58 250V249H57ZM30 251V250H29ZM29 251H26L27 253ZM41 251V249H40ZM47 251V249H46ZM61 250H59L58 252H60ZM20 252V251H19ZM26 252L25 255H26ZM36 253H40L35 251ZM43 252V251H42ZM55 251V255H57V253ZM21 253V252H20ZM19 253V254H20ZM23 252L21 254H24ZM19 254L16 253V255L18 256ZM20 254V255H21ZM29 254V253H28ZM43 254L45 255V253L43 252ZM63 254V253H62ZM61 254V255H62ZM66 255V253H64ZM63 254V255H64ZM41 255V254H40ZM50 255V253H49ZM54 255V253H53ZM54 255V256H55ZM84 255V254H83ZM24 256V255H23ZM42 256V255H41ZM53 256V257H54ZM67 256V255H66ZM65 256V257H66ZM28 257V256H27ZM30 257H33L32 255ZM53 257L51 258L53 260ZM17 258V257H16ZM29 258V257H28ZM45 260H46V256H44ZM50 257L48 256V259ZM67 258V257H66ZM19 260V258H17ZM50 259V260H51ZM55 259V258H54ZM60 259V258H58ZM65 259V258H63ZM2 260V259H1ZM22 260V259H21ZM27 260V259H26ZM44 260V259H41ZM49 260V261H50ZM57 261V259H55ZM38 259H35L34 262H37ZM40 261V260H39ZM54 261V262H56ZM68 261V259H67ZM66 261V262H67ZM42 262V261H41ZM41 262L39 264H41ZM45 262V261H44ZM62 262V261H61ZM2 263V264H4ZM20 263V262H19ZM50 264V262H48ZM53 263V262H52ZM51 263V264H52ZM60 263V262H58ZM57 262L54 264H58ZM196 263V262H195ZM29 264V262H28ZM46 264V263H45ZM62 264V263H61Z\"/></svg>",
  "mask_w": 264,
  "mask_h": 264
}]
</instances>
